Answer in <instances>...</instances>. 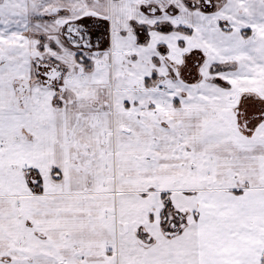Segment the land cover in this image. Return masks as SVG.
Instances as JSON below:
<instances>
[{
    "label": "snow or ice",
    "instance_id": "1",
    "mask_svg": "<svg viewBox=\"0 0 264 264\" xmlns=\"http://www.w3.org/2000/svg\"><path fill=\"white\" fill-rule=\"evenodd\" d=\"M0 264H264V0H0Z\"/></svg>",
    "mask_w": 264,
    "mask_h": 264
}]
</instances>
